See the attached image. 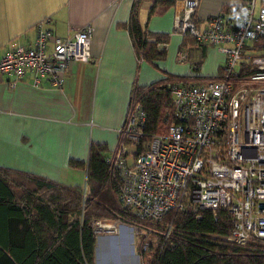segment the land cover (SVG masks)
<instances>
[{"label": "built area", "instance_id": "2783aa9c", "mask_svg": "<svg viewBox=\"0 0 264 264\" xmlns=\"http://www.w3.org/2000/svg\"><path fill=\"white\" fill-rule=\"evenodd\" d=\"M197 5L183 0L173 33L187 32L216 47L225 55L219 72L199 79L201 84H172L175 122L140 151L144 113L132 99L105 163L119 179V201L141 219L159 220L171 209H224L234 227L225 240L264 239V53L252 57L245 75L240 72L244 45L264 36V3L244 0L239 13H216L201 27L193 20ZM51 23L50 16L36 22L32 42L0 56V81L9 88L27 80L36 89H62L69 65L88 60L91 24L69 25L67 35L59 36ZM103 220L95 222L96 232L118 225ZM169 231L185 229L173 225ZM133 264H143L139 255Z\"/></svg>", "mask_w": 264, "mask_h": 264}, {"label": "crops", "instance_id": "0c3cea01", "mask_svg": "<svg viewBox=\"0 0 264 264\" xmlns=\"http://www.w3.org/2000/svg\"><path fill=\"white\" fill-rule=\"evenodd\" d=\"M134 1L137 20L145 24L149 0H0V56L18 44L32 42L35 35L32 26L46 16H51L50 27L59 36L67 35L69 25L92 26L89 58L69 65L62 89L50 86L36 89L27 80L9 88L6 80L0 81V166L66 185L82 184L85 171L69 167V160L85 161L92 143L104 144L108 150L115 146L117 129L126 115L134 83H159L163 71L166 73L163 83L167 84L200 82L199 79L219 72L225 55L215 51V47L194 45L195 48H189L188 61H180L181 36L173 33V25L183 0H177L165 13L147 21L149 30L170 33L166 58L156 67L138 62L129 31L118 27V22L130 18ZM242 2L199 0L193 15L202 26L222 5ZM209 49L216 52L214 66L205 68L203 58ZM190 53L202 60L194 78L185 77L191 75L189 64L197 61ZM125 238L124 233L97 235V264L104 263L98 261L100 253L126 244H130L127 251L132 253L130 260L105 263H134L138 253L134 242L126 243Z\"/></svg>", "mask_w": 264, "mask_h": 264}, {"label": "trees", "instance_id": "16d2710c", "mask_svg": "<svg viewBox=\"0 0 264 264\" xmlns=\"http://www.w3.org/2000/svg\"><path fill=\"white\" fill-rule=\"evenodd\" d=\"M149 1L147 21L165 13L177 0ZM243 2L235 6L224 4L218 13H239ZM136 6L134 1L130 18L118 22V27L129 31L141 62L156 67L167 55L166 47L159 43H169L170 33L151 31L147 21L138 22ZM198 22L194 21L197 27ZM180 36L178 57L182 62L187 61L189 48H195L194 45L214 47L209 42H199L187 32ZM261 53H264V36L244 45L241 75L247 73L252 57ZM201 62L197 59L190 63L191 75L185 77H196ZM172 84L134 83L129 104L136 99L144 113L138 124L141 134L137 151L151 137L165 134L169 124L175 122ZM130 141L124 136L126 147ZM109 152L104 144L92 143L85 161L69 160V167L85 171V185H66L0 166V264H97L95 222L102 219L131 224L137 229L134 245L143 264H264V239L254 238L245 243L225 240L234 227L231 214L224 209H171L159 220L137 217L118 199L119 179L105 163ZM173 225L185 231H169ZM144 242H147L145 250Z\"/></svg>", "mask_w": 264, "mask_h": 264}, {"label": "rangeland", "instance_id": "374dc122", "mask_svg": "<svg viewBox=\"0 0 264 264\" xmlns=\"http://www.w3.org/2000/svg\"><path fill=\"white\" fill-rule=\"evenodd\" d=\"M47 17V16H46ZM51 17V16H50ZM42 20V19H41ZM249 44H252L254 42H248ZM214 48V47H213ZM215 51H218V49L215 47L214 48ZM212 50V49H209V52L207 54V57L206 58H203V66L202 67H205V68H212L214 66V56L216 55V52ZM219 52V51H218ZM221 53V52H219ZM190 57L193 58V59H200L201 57H197L195 56L194 54L190 53ZM174 61L175 58H174ZM188 61V59H187ZM177 62V61H176ZM186 62V61H185ZM185 62H182V63H185ZM162 74L164 75L162 77V79H160L159 81V84H163L164 82V79H165V76H166V73L165 71L162 72ZM173 80H178V78L176 79H173ZM129 106V105H128ZM130 108V107H129ZM131 108H132V105H131ZM119 128V127H118ZM113 149V148H112ZM111 149V150H112ZM115 149V148H114ZM114 149L111 151L114 152ZM116 150V149H115ZM130 151H131V148H130ZM81 182L83 185H85V175H83V178L81 179ZM85 188V187H84ZM105 221H108V220H103V222ZM102 222V223H103ZM118 223L117 226H115V230L114 231H111L110 229H108L107 227H105V229L103 228H100L96 233L97 235H101V234H111V235H115V234H118V233H124V237H126V243H131V242H134L135 243V239H134V235L135 233L137 232V229L135 227H133V225L131 224H127V223H122L120 221L116 222ZM104 230V231H103ZM121 238V237H119ZM133 243V244H134ZM97 244V242H96ZM95 248H96V245H95ZM130 249V244H126V246H120L118 245V248H115V249H112V250H107L105 251V254L104 253H100L99 255V263L100 262H109V261H112V260H124L125 258H127V260H130V258L132 257L130 255L131 252H127L128 250ZM130 251V250H129ZM132 254V253H131ZM96 255H97V252L95 250V260H96ZM97 263V262H96ZM104 263H100V264H104ZM135 263V262H134ZM107 264V263H105ZM126 264H133V263H126Z\"/></svg>", "mask_w": 264, "mask_h": 264}, {"label": "flooded vegetation", "instance_id": "af4514ba", "mask_svg": "<svg viewBox=\"0 0 264 264\" xmlns=\"http://www.w3.org/2000/svg\"><path fill=\"white\" fill-rule=\"evenodd\" d=\"M117 141H118V130H117ZM117 141H116V144H117ZM116 144H115V145H116Z\"/></svg>", "mask_w": 264, "mask_h": 264}]
</instances>
